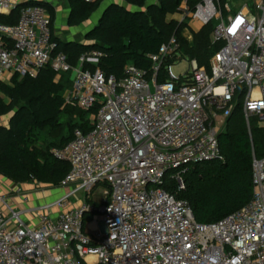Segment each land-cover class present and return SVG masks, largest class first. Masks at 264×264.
Returning <instances> with one entry per match:
<instances>
[{"label": "built area", "instance_id": "1", "mask_svg": "<svg viewBox=\"0 0 264 264\" xmlns=\"http://www.w3.org/2000/svg\"><path fill=\"white\" fill-rule=\"evenodd\" d=\"M17 5L0 0V14ZM176 19L183 28L217 21L212 40L224 45L210 69L188 57L190 70L177 76L167 65L165 82L162 66L183 58L176 32L151 69L129 64L118 78L85 67L104 56L98 50L77 66L63 52L53 57L51 17L39 5L22 7L15 24L0 22V84L37 76L50 63L58 81L71 71L66 104L90 112L92 126L52 150L70 163L62 185L73 189L33 209L37 224L11 208L8 214L0 198V264H264V157L254 159L251 202L211 224L199 223L189 202L164 187L169 176L184 189L189 165L221 157L219 133L239 90L248 125L257 117L264 128V0H181ZM77 194L86 199L70 207ZM87 214L101 232H87Z\"/></svg>", "mask_w": 264, "mask_h": 264}, {"label": "trees", "instance_id": "2", "mask_svg": "<svg viewBox=\"0 0 264 264\" xmlns=\"http://www.w3.org/2000/svg\"><path fill=\"white\" fill-rule=\"evenodd\" d=\"M70 5L68 24L77 27L88 21L103 6L98 24L86 33L85 41L63 40L56 33V6L45 0H29L18 4L10 14H0V22L15 24L25 6L39 5L51 17L53 57L66 54L68 62L77 66L82 55L98 50L104 53L98 63L86 68H101L107 75L122 78L126 66L134 64L151 69L152 56L176 32L182 57L197 59L210 69V62L224 45L213 42L215 22L194 32L193 41L179 27L176 11L181 0H67ZM225 1V0H224ZM159 72V81L168 79L166 66ZM70 72L58 73L48 64L37 76L16 75L11 84H0V117L9 116L0 124V175L24 184L38 182L60 186L71 170L68 161L59 159L52 150L64 148L76 129H92L90 112L66 104V91L73 80ZM244 93L234 99V109L219 133L221 157L189 165L185 172V188L169 176L164 187L179 199L189 202L196 220L202 224L217 222L247 206L254 196V159L264 157V128L253 117L250 126L243 107ZM172 171L171 173H173ZM104 186H107L106 184Z\"/></svg>", "mask_w": 264, "mask_h": 264}, {"label": "rangeland", "instance_id": "3", "mask_svg": "<svg viewBox=\"0 0 264 264\" xmlns=\"http://www.w3.org/2000/svg\"><path fill=\"white\" fill-rule=\"evenodd\" d=\"M55 2H57V7L59 8V13H58V20L56 22V33L57 35L63 39V40H77V41H85L86 40V33L94 28L98 22L99 19L103 13V9L105 8V5L96 13H94L92 15V17L86 21L85 23H83L80 26L77 27H70L68 24V15H69V8H66L65 6V1L67 0H54ZM62 1V2H59ZM241 0H235V2H240ZM247 1L250 0H242L243 3H247ZM249 4H251L252 8L254 7L253 2H248ZM234 11L236 10L235 7H233ZM217 22V21H215ZM200 26L198 25L196 28L194 27H185L184 31L185 34L187 35L188 38L192 37V40H190L191 42L194 39V32L199 31ZM173 67V72L175 75L177 76H181L183 74H185L187 71L190 70V59L188 57H183L182 59L175 61L172 63ZM69 77L71 78V80H73V73H70ZM71 89V86L67 89L69 90ZM67 93V91H66ZM9 121V116H4V117H0V124H7ZM36 184H40L41 188L46 190L47 193H49L51 196H53V201L63 197L65 194H67L68 192H70L73 187L72 186H53V185H46V184H41L38 182H35ZM105 193V187L103 184L99 185L95 191V201L97 202H101L102 199L100 197H102V195ZM86 199L84 194H77L75 196H73L71 198V204L72 206L77 205L78 202L82 201ZM98 217V220L101 221L104 219V214L103 213H98L96 215ZM91 215L87 214L86 215V227L87 230H90V233H97V232H101V227H96L95 229H92L90 227V223H92L91 220Z\"/></svg>", "mask_w": 264, "mask_h": 264}, {"label": "crops", "instance_id": "4", "mask_svg": "<svg viewBox=\"0 0 264 264\" xmlns=\"http://www.w3.org/2000/svg\"><path fill=\"white\" fill-rule=\"evenodd\" d=\"M13 1L17 4H22L29 0H13ZM45 1L52 2L56 6L57 12L59 13V8L57 7L58 1L57 2H55L54 0H45ZM65 6L66 8H69V15H70V5L68 1H65ZM198 25H199L198 23L192 22L193 27L196 28ZM201 28L202 27L200 26L199 29ZM0 198L5 200L6 203H4V208L8 214H10L11 211L10 208L15 211L22 212L23 219L30 225H35L38 222L37 215L32 210L47 203H51L53 202L54 199L53 196H51L49 193L46 192V190L41 188L40 184L38 185L35 182L18 184V183H14L13 181L7 179L2 175H0ZM70 207H73L72 204L70 205ZM58 212H59L58 210H55V214H57ZM90 227L92 229H95V224L93 222L90 223ZM87 232L90 233V230L89 231L87 230Z\"/></svg>", "mask_w": 264, "mask_h": 264}, {"label": "water", "instance_id": "5", "mask_svg": "<svg viewBox=\"0 0 264 264\" xmlns=\"http://www.w3.org/2000/svg\"><path fill=\"white\" fill-rule=\"evenodd\" d=\"M204 162H208V161H200V163H204Z\"/></svg>", "mask_w": 264, "mask_h": 264}]
</instances>
